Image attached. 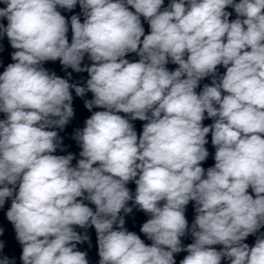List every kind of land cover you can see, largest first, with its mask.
I'll use <instances>...</instances> for the list:
<instances>
[{
    "label": "clouds",
    "instance_id": "1",
    "mask_svg": "<svg viewBox=\"0 0 264 264\" xmlns=\"http://www.w3.org/2000/svg\"><path fill=\"white\" fill-rule=\"evenodd\" d=\"M0 3L7 20L0 36L15 49L0 74V207L11 198L6 216L23 264H89L77 250L89 237L75 227L95 228L99 264H176L181 251L188 255L180 264H264V235L252 247L243 242L264 227V0H171L162 11L164 0ZM77 4L84 21L71 16L69 43L57 7ZM228 7L237 14L231 22ZM129 53L138 62L125 59ZM85 54L93 63L81 67ZM169 58L174 71L165 67ZM56 60L86 71V86L42 67ZM218 65L226 68L219 80ZM208 76L211 86L197 94ZM70 89L93 94L87 109H105L76 131L75 167L73 154L53 155L62 140L49 130L73 117ZM205 113L212 125H202ZM137 119L147 121L139 138L130 123ZM209 132L215 165L205 174ZM129 201L150 216L140 229L150 246L124 227ZM190 201L193 242L183 247ZM0 264L15 261L0 257Z\"/></svg>",
    "mask_w": 264,
    "mask_h": 264
}]
</instances>
